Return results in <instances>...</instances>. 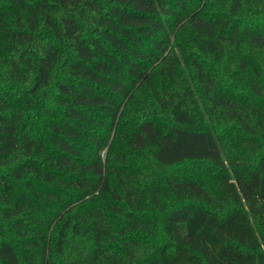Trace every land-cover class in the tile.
<instances>
[{
	"label": "trees",
	"instance_id": "16d2710c",
	"mask_svg": "<svg viewBox=\"0 0 264 264\" xmlns=\"http://www.w3.org/2000/svg\"><path fill=\"white\" fill-rule=\"evenodd\" d=\"M0 264H264V0H0Z\"/></svg>",
	"mask_w": 264,
	"mask_h": 264
},
{
	"label": "rangeland",
	"instance_id": "374dc122",
	"mask_svg": "<svg viewBox=\"0 0 264 264\" xmlns=\"http://www.w3.org/2000/svg\"><path fill=\"white\" fill-rule=\"evenodd\" d=\"M199 166H200V168L203 169L204 171L206 170L207 173H208V171L213 173V170H212V166H213V165H212L211 163H209V162H204V163H200Z\"/></svg>",
	"mask_w": 264,
	"mask_h": 264
}]
</instances>
